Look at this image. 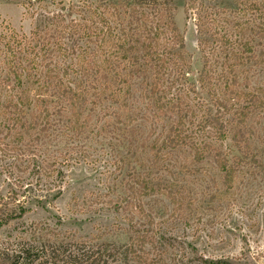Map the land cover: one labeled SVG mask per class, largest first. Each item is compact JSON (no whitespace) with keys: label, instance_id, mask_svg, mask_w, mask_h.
<instances>
[{"label":"trees","instance_id":"1","mask_svg":"<svg viewBox=\"0 0 264 264\" xmlns=\"http://www.w3.org/2000/svg\"><path fill=\"white\" fill-rule=\"evenodd\" d=\"M174 2L47 0L44 21L0 33V226L88 165L106 173L123 237L23 240L3 262L183 264L180 228L210 223L263 165L264 0H186L195 75Z\"/></svg>","mask_w":264,"mask_h":264},{"label":"rangeland","instance_id":"2","mask_svg":"<svg viewBox=\"0 0 264 264\" xmlns=\"http://www.w3.org/2000/svg\"><path fill=\"white\" fill-rule=\"evenodd\" d=\"M62 1L77 6L83 0ZM88 1L94 3L97 0ZM46 2L36 1L29 7L25 0H0V33L7 27L24 32L31 30L44 21L47 17L45 12L51 10ZM235 2L203 0L204 6L224 3L234 8ZM174 3L175 25L183 37L195 75L200 68L198 37L193 22L184 14L186 0H175ZM261 157L263 161L264 156ZM248 173L244 184L236 192L237 196L225 200L223 208L213 212L214 218L210 223L194 225L186 230L180 228L179 241L185 243L182 248L181 245L178 247L184 254L180 257L183 264H264V163L261 167L249 168ZM66 175L60 196L50 205L44 208L29 206L30 210L21 218L0 226V264H7L2 259L3 251L11 255L23 240L38 243L54 234L90 239L104 230L111 231L113 235L101 234L103 239L123 240L122 236L114 234L116 226L122 227L119 210L107 204L109 197H103L107 185L103 169L81 165ZM0 192L3 196L7 192V187L1 182ZM18 199L22 201L23 197ZM8 206L17 210L14 204Z\"/></svg>","mask_w":264,"mask_h":264}]
</instances>
